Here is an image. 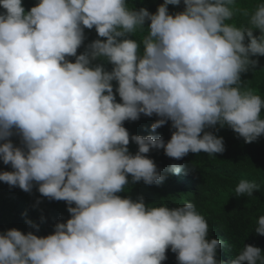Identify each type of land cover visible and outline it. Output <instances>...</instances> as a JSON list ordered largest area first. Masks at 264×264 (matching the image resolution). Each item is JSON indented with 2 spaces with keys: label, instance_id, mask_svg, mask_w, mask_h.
Segmentation results:
<instances>
[{
  "label": "clouds",
  "instance_id": "clouds-1",
  "mask_svg": "<svg viewBox=\"0 0 264 264\" xmlns=\"http://www.w3.org/2000/svg\"><path fill=\"white\" fill-rule=\"evenodd\" d=\"M35 2L0 0V161L11 168L0 181L66 202L70 218L44 236L31 219L35 231L0 232V264H164L169 250L178 264H264L263 208L249 200L262 183L230 186L227 215L252 229L235 236L192 201L121 195L166 172L194 176L181 164L161 171L154 149L218 160L225 142L212 129L225 126L264 143V97L242 80L264 58V0H163L155 12L129 0ZM142 115L171 138L131 134L125 122Z\"/></svg>",
  "mask_w": 264,
  "mask_h": 264
},
{
  "label": "trees",
  "instance_id": "trees-1",
  "mask_svg": "<svg viewBox=\"0 0 264 264\" xmlns=\"http://www.w3.org/2000/svg\"><path fill=\"white\" fill-rule=\"evenodd\" d=\"M30 1L23 0V3ZM257 2L258 0H244L245 4L254 5ZM36 3H38V0H36ZM161 3H163V0H129L130 7H147L151 12H155ZM183 7L182 3L178 11H182ZM171 9L172 7L169 5V11ZM3 11L0 8V12ZM237 23H241V21ZM253 58L258 59L259 64L254 71L250 70L242 74V80L264 97V58ZM117 99H119L118 96ZM262 112H264V109H262ZM156 119H158L156 116L145 117L142 115L137 121L125 122V126L131 134H137V131H139L142 135H162L165 141L169 140L173 131L171 127L169 130L166 128L162 132V126L154 133L152 132L151 124ZM212 131H215L218 136H222L225 142L226 150L221 153L218 160L191 152L186 155L187 160H173L163 154V149H154L148 155L154 159L161 171L166 172L172 164H181L187 171L189 168L191 169L188 171V175L193 173L194 176L185 177L180 181L181 183H177L174 180V174L166 172L167 178L162 184L149 186L140 182L133 185L130 191L121 193V195L131 196L133 199L143 195L148 204L167 203L169 207H177L185 201H192L196 203L198 210L206 216L209 224H219L220 219L223 221L228 220L233 228L232 235L251 234V228H241L239 226L241 222L237 217L227 215L228 212L233 211L228 200L231 196L230 186H236L241 179L264 185V143L260 144L258 148L247 146L248 143L227 126L220 128L219 131L215 129H212ZM13 139L16 143H19L17 138L14 137ZM129 147L133 154L138 150L135 143H131ZM231 154L237 156L234 162L227 158ZM223 165H227V168ZM4 170H11L10 165H4L0 161V171ZM183 183L185 185H179ZM194 187L202 189L208 200L195 197L193 195ZM249 200L257 210L263 208L262 212L264 213V190L256 196L250 197ZM67 207L64 201L49 200L41 196L37 187H34L31 193H28L19 187H10L0 181V232L10 228H18L25 233L30 230L35 231L26 223V220L31 219L40 225L38 235H48L54 231L55 223L62 220L66 222L70 218ZM218 208H220L219 212L221 213L215 217L211 213ZM41 217L44 219L42 220ZM262 236L264 237V235ZM167 255L168 259L164 264H178L175 253L169 250Z\"/></svg>",
  "mask_w": 264,
  "mask_h": 264
},
{
  "label": "bare ground",
  "instance_id": "bare-ground-1",
  "mask_svg": "<svg viewBox=\"0 0 264 264\" xmlns=\"http://www.w3.org/2000/svg\"><path fill=\"white\" fill-rule=\"evenodd\" d=\"M182 161H184V159H182ZM191 169L189 168L188 171H190ZM184 184V183H183Z\"/></svg>",
  "mask_w": 264,
  "mask_h": 264
},
{
  "label": "rangeland",
  "instance_id": "rangeland-1",
  "mask_svg": "<svg viewBox=\"0 0 264 264\" xmlns=\"http://www.w3.org/2000/svg\"><path fill=\"white\" fill-rule=\"evenodd\" d=\"M164 155H166L165 153H163ZM167 156V155H166ZM182 159H184V157L182 158ZM182 159H180V160H182Z\"/></svg>",
  "mask_w": 264,
  "mask_h": 264
}]
</instances>
